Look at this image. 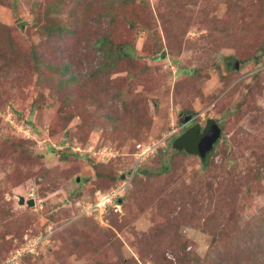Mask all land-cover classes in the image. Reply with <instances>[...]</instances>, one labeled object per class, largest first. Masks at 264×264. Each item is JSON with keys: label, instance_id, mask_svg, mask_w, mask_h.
<instances>
[{"label": "rangeland", "instance_id": "374dc122", "mask_svg": "<svg viewBox=\"0 0 264 264\" xmlns=\"http://www.w3.org/2000/svg\"><path fill=\"white\" fill-rule=\"evenodd\" d=\"M104 33L132 58L101 67ZM184 112L221 124L205 167L173 151ZM67 136L83 156L58 157ZM139 143L156 149L136 199L117 219L82 214ZM263 221L264 0H0V264L35 240L29 264H247Z\"/></svg>", "mask_w": 264, "mask_h": 264}, {"label": "trees", "instance_id": "16d2710c", "mask_svg": "<svg viewBox=\"0 0 264 264\" xmlns=\"http://www.w3.org/2000/svg\"><path fill=\"white\" fill-rule=\"evenodd\" d=\"M66 30H68V28L58 27L56 31L58 33H61V32H64ZM52 33H53L52 30H48V34H52ZM95 41H96V44L99 48V51L103 57V65L101 67H106L108 69H111V67L114 65V63L116 61H118L119 59H123V58L130 59V58H132V54H133L132 50H128L127 48L123 49L120 47L121 45L118 46L117 50H115V48H114L115 44H113V42L110 40L108 33H104L102 36L98 37ZM154 58H156V55L151 57V59H154ZM158 58H159V56H158ZM34 61H35L34 65L36 66V68H39L40 66L43 65L38 56L34 57ZM48 65L46 64L45 66L48 67ZM41 75L42 76L45 75V71H42ZM71 78H72V76H68L66 78V80H64L65 83H64V81L61 82L59 80L58 85H57L58 86L57 90L65 89L67 86H69L71 81H73V80H71ZM55 79H56V77H55ZM207 121H208L207 123L204 122V125L201 129L204 128L205 132H209L210 126L215 125L216 127H218L220 129V135H221V133H222L221 124L216 119H213V118H210ZM205 123L206 124L209 123L210 125H206ZM198 129H199V127H198ZM195 132L197 133V130ZM195 132H192V131L186 132V133L180 135L178 138H176L172 144L173 151L180 152L183 154L184 153H190V154L198 153V152H195L193 149H191L190 146L188 145V144H191L192 141L196 140L197 135ZM67 137L70 139L69 145L67 147H62L59 150H56L53 146H50L52 149H55L57 151V155L60 159H66L68 155H72V156L80 155V154H78L80 152L76 153L72 148L73 145L77 141L75 142L72 136H67ZM219 139H220V137L216 140V142H218ZM65 141L66 140L61 139L58 143L60 145H62L65 143ZM31 155H32V157H34V155L36 156L37 154H35L34 152H31ZM80 156H83V154ZM167 159L168 158L165 156L164 160L159 165L160 170H157L158 174L161 175L162 173H165L168 171L167 169L170 167V165L168 163L169 160H167ZM201 159H202V161H201L202 166L205 167V165L208 163L207 157L204 155V157H202ZM145 162L146 161L143 160L141 163H139L136 166L134 173L130 179L129 185L127 186L124 194L122 196H120V198H119L121 201L116 200L112 204L108 205L106 211L103 214L104 218H108L109 216H111V218H113V216H115V218L117 219V216L119 214L121 207L124 206L125 200H127V198L129 197V194H131L132 184H135V182L137 181V179L139 177H144V178L149 179L153 176L154 170L152 171V170H148L147 168H143V165H145ZM130 171L131 170L128 169V170L121 171L118 174L113 173L109 177V180H111V183H112V186H110V187H113L116 184H118L121 181V179L124 177V175L125 176L128 175L130 173ZM122 175H123V177L121 178ZM155 176H159V175H155ZM138 190L140 192V189H138ZM131 195H132V199L135 200L136 195H137V189ZM96 198H97V195L95 193V196L92 198L91 201H95ZM184 210H185V208L182 206V207H180L179 211L182 212ZM115 223L117 224V221H115L113 225H115ZM262 224H263V229H264V221ZM51 225L52 226H50V227H52V228H53V225L55 226V224H51ZM24 242L23 241L20 242V244L18 246L13 248V251L11 252V254L9 256H11L12 253H14L15 250L18 249V247L22 246L24 244ZM186 245H187V241L182 240L181 245H180L181 248H184ZM242 245H244V248L242 251H243V253H245L247 255L243 256L241 261H246L247 264H264V238H262V237L258 238L257 237L255 240H252L250 242L244 241ZM43 248H44L43 245H40V243H37V245H35V247H34L33 252L25 251L21 256H19L17 258V261L15 264H29L30 259L39 258V256L42 254ZM229 260H232V257H229V255L224 254L221 256V258L219 260L216 261L215 264H229L230 263ZM5 263L6 262H3V264H5Z\"/></svg>", "mask_w": 264, "mask_h": 264}, {"label": "built area", "instance_id": "2783aa9c", "mask_svg": "<svg viewBox=\"0 0 264 264\" xmlns=\"http://www.w3.org/2000/svg\"><path fill=\"white\" fill-rule=\"evenodd\" d=\"M137 154H136V164L138 165L139 163L142 162L143 158H145L147 155H149L151 153V151L156 149L155 144H137ZM136 165V166H137ZM135 167H133V170L130 171V173L128 175H124V177L121 179V181L116 184L115 186L111 187L110 189L104 191V192H97V198L95 201H89L87 203H85L82 208H81V213L82 214H93L95 216H100L103 215L104 212L107 209V206L112 204L114 201L118 200L120 198V196H122L127 188V186L129 185L130 179L134 173ZM51 230H53L52 228H49ZM37 243H40L39 240H35L33 242V244H29V246H22L21 248L15 250L14 253H12V258H10L9 262L12 264H15L17 261V258L19 256H21L25 251H30L33 252L34 251V247L35 245H37ZM10 256V257H11ZM8 264V261H7Z\"/></svg>", "mask_w": 264, "mask_h": 264}, {"label": "water", "instance_id": "95a60500", "mask_svg": "<svg viewBox=\"0 0 264 264\" xmlns=\"http://www.w3.org/2000/svg\"><path fill=\"white\" fill-rule=\"evenodd\" d=\"M237 68L238 65H235ZM220 137V129L215 125H211L209 132H205L203 137H197L196 140L192 141L191 144H188L191 149L195 152H198L201 157H204L205 153L208 152L212 146L215 144L216 140ZM123 175L121 176V178ZM118 201H121L118 199ZM18 204H26L28 206H34V198L25 199L24 196H18Z\"/></svg>", "mask_w": 264, "mask_h": 264}, {"label": "flooded vegetation", "instance_id": "af4514ba", "mask_svg": "<svg viewBox=\"0 0 264 264\" xmlns=\"http://www.w3.org/2000/svg\"><path fill=\"white\" fill-rule=\"evenodd\" d=\"M184 117L181 119V122H182V124H188V123H190L189 125H188V129H186L184 132H182L180 135H182V134H184V133H186V132H195L196 130H197V133H196V135H197V137H203L204 136V132H205V129L203 128V129H198V127H199V124L197 123V122H193L192 124H191V122H192V119H193V114L191 113V112H184ZM208 121H206V123H207ZM205 123V124H206ZM212 124V123H211ZM206 125H210L209 123L208 124H206ZM180 135H178L176 138H178ZM176 138H174V140L176 139ZM213 147L214 146H212V148L208 151V152H206L205 153V156L207 157V155L213 150ZM194 154H196V155H198L200 158H202L201 156H200V154H198V153H194Z\"/></svg>", "mask_w": 264, "mask_h": 264}]
</instances>
